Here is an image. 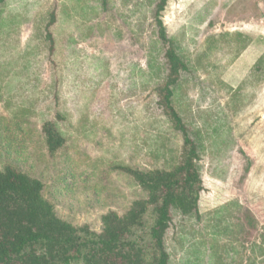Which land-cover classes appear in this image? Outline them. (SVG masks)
Listing matches in <instances>:
<instances>
[{
	"label": "rangeland",
	"instance_id": "rangeland-1",
	"mask_svg": "<svg viewBox=\"0 0 264 264\" xmlns=\"http://www.w3.org/2000/svg\"><path fill=\"white\" fill-rule=\"evenodd\" d=\"M158 1L0 4V167L40 179L75 226L99 232L102 214L144 197L117 165L178 161L181 138L155 107ZM161 19L190 67L175 102L202 145L201 217L174 214L169 264H264V0H167ZM45 120L65 137L54 154Z\"/></svg>",
	"mask_w": 264,
	"mask_h": 264
},
{
	"label": "trees",
	"instance_id": "trees-1",
	"mask_svg": "<svg viewBox=\"0 0 264 264\" xmlns=\"http://www.w3.org/2000/svg\"><path fill=\"white\" fill-rule=\"evenodd\" d=\"M166 3L159 0L154 12L155 37L163 50L155 67L159 72L155 107L181 138L178 161L170 168L117 165L145 195L122 214L114 210L102 214L99 232L60 218L45 198L40 179L5 164L0 167V264H169L165 236L174 214L200 219L201 130L195 117L175 102L185 93L182 81L191 72L175 41L167 36L161 19ZM49 16L46 39L52 51L49 27L55 15ZM41 133L49 154L64 147L65 137L55 121L45 120ZM248 165L249 161L245 172ZM247 219L253 227L252 219Z\"/></svg>",
	"mask_w": 264,
	"mask_h": 264
}]
</instances>
